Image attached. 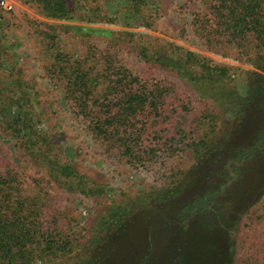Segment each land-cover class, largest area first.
I'll return each instance as SVG.
<instances>
[{"label": "rangeland", "instance_id": "1", "mask_svg": "<svg viewBox=\"0 0 264 264\" xmlns=\"http://www.w3.org/2000/svg\"><path fill=\"white\" fill-rule=\"evenodd\" d=\"M8 1L13 4L11 10L0 5V113L13 116L18 106L35 113L34 127L49 137L50 154L60 161L68 160L91 188L84 194L73 188V177L55 178L0 127V176L7 182L6 203L10 209L22 205L34 219L39 239L52 234L50 237L66 244L57 257H51L55 259L45 257L32 264H139L150 252V241H145L149 219L156 224L157 214L173 221L184 212L182 205L191 204L196 194L211 188L206 185L211 180L207 178L209 172L221 171L227 158L234 157L230 154L217 164L218 160L196 166L186 144L232 119L231 112H227L232 103H238L243 112L240 122H233L231 148L246 146L264 125V47L253 36L242 38L241 46L227 41L230 38L214 25V10L210 7L213 0H135L131 5L127 0H80L100 9L99 14H111L112 22L51 18L34 0ZM145 22H152L151 26H145ZM97 30L103 32L92 33ZM107 30L112 33L105 34ZM140 47L160 57L173 54L177 58L179 52L184 55L186 51L197 53L208 62L227 68L230 83L223 85V81L214 78L216 83L206 86L198 74L200 78L193 77L196 81L182 79L177 72L144 61L138 54ZM55 52L69 58L94 52L109 54L112 64L124 66L149 84L166 87L167 117H156L152 129L166 128L160 134L168 136L167 146L181 150L160 149L135 164L119 156L117 149L106 151L88 130L85 119L70 108L57 71H50ZM197 69L201 74L202 69ZM225 85L226 92L222 87ZM164 140L163 137L161 142ZM254 154L260 164L254 181L252 171H246L241 188L225 191V199L222 198L227 202L220 223L231 232V264H264V154ZM240 158L242 161L234 160V167L226 172L229 181H235L242 173L245 159L243 155ZM248 160L250 163L252 159ZM254 188L259 190L256 201L246 202ZM152 190L161 191L160 197L169 199L159 213L132 206L139 193ZM230 193L233 195L229 197ZM240 206L244 208L237 223L232 213ZM169 211L176 213L170 215ZM212 218L213 213L200 214V221ZM126 221L131 224L117 239L115 234ZM107 237L117 239L116 246L106 242ZM153 240L155 245L151 247L157 249L154 264H173L172 257L177 253L167 247L166 236L156 235ZM177 240L184 242V234Z\"/></svg>", "mask_w": 264, "mask_h": 264}, {"label": "trees", "instance_id": "2", "mask_svg": "<svg viewBox=\"0 0 264 264\" xmlns=\"http://www.w3.org/2000/svg\"><path fill=\"white\" fill-rule=\"evenodd\" d=\"M34 2L40 4L45 15L51 18L87 22H112L114 20L111 14H99L100 9L93 8L80 0H71L70 3L68 0H34ZM127 2L129 4L136 3L135 0H127ZM210 7L214 10L213 14L216 20L214 25L221 34H226V37L230 38L227 41L241 46L244 43L242 38L247 40L253 36L259 45L264 47V0H213ZM132 9L138 13L135 8ZM130 13L132 12L130 11ZM151 23L145 22L144 25L151 26ZM90 30L96 29L90 28ZM101 32L103 31L97 30L92 33ZM104 32L107 35L112 33L108 30ZM138 54L146 62L156 63L164 69L177 72V75L182 79L196 81L193 77L201 76L206 86H213L216 83L214 78L223 81V85L230 83L227 68L214 65L208 62L205 57L191 51H186L184 55L179 52L177 58L173 54L160 57L151 55L146 52L144 47H140ZM54 56L55 59L50 64V71L52 73L57 71L65 92L64 97L71 103L70 108L85 119L88 130L100 141V145L103 144L106 151L117 149L119 156L126 157L129 164H135V161L141 162L147 155L156 153L160 149L181 150L179 147L167 146L168 136L160 134L166 131V128L152 129V122L157 121L156 117H159V120H164L167 117L164 112L166 87L157 83L149 84L148 81L141 80L131 74L124 66L112 64L109 54L99 53L96 55L94 52L87 56L69 58L66 54L55 52ZM197 67L202 69L201 74L197 72ZM226 85L222 86L224 92L228 87ZM230 102L232 103V101ZM11 103L8 105L10 106ZM237 105L232 103L230 107H227V112L230 111L233 116L232 119L224 120L217 130L207 132L202 138L186 144L189 148L188 155L193 158V165L196 163V166L206 161L215 164L218 160L217 164L230 154L234 156L227 158L221 171L209 172L207 178L211 177V180L206 185L211 186L210 189L202 190L200 194H196L191 204L182 205L181 210L184 212L178 213L173 221L165 220V218L168 219L166 215L163 217L155 214V212L159 213L163 204L169 200L160 197L161 191L141 192L133 202V207L151 208V212L155 214H153L154 218L158 217L156 224L152 223L154 219L152 221L149 219L146 224L147 230L146 228L145 230L148 235L145 236V241H150V252L139 264H154L157 257L154 255V250L157 249L155 246L153 248L151 246L155 245L153 239L156 235L158 238L166 236L167 247L175 249L177 255L172 257L173 264L232 263L234 247L232 241H229L231 232L228 233L229 228L220 223V220L223 219L222 209L224 203L227 202L222 198L225 199V191L232 190L233 192L236 188H241L245 183L244 173L246 171H252V181H254L255 171L260 166L259 160H254L256 157L254 153L264 154V125L255 132L254 137L246 146L238 144L234 146L236 148H231L233 135L231 128L234 125L233 122H240V115L243 112L242 108ZM262 107L264 108L263 105ZM0 115V127L3 128L5 135L17 139L20 146L34 158L35 162L38 161L46 166L49 173L55 178L61 176L67 180L73 177L76 179L73 182L76 186L73 188L80 192L86 194L91 191L88 181L75 171L68 160L60 161L58 156L50 154L51 141L49 137L34 127L35 113L18 106L13 116L1 113ZM237 126L239 125H235V127ZM235 127L234 129H236ZM257 135L259 138H255ZM163 137L165 140L161 142ZM149 138L150 140L147 142L146 140ZM155 139L158 141L152 142ZM153 145L156 146L152 148ZM246 150H248L247 154ZM241 155L245 159L241 165L242 173L235 181H229L226 172L229 168L234 167V160L242 161L241 158L239 159ZM249 158L252 159L250 163L247 162ZM196 169L198 168L196 167ZM235 182L238 184L237 187H235ZM5 184H7L6 178L0 176V264H32L37 259L57 257L59 252L66 249V244L57 242L50 237L52 234L47 235L45 239H39L35 235V221L25 213L22 205L9 208L6 203L8 192L5 191ZM231 193L229 197L233 195ZM258 193V188H254L252 192L250 189V195L246 198V202H248L247 199L249 201L252 199L251 203L256 201ZM243 208L240 206L232 213V219L237 223ZM169 213L175 215L176 212L169 211ZM206 213H213V218L210 221H206V219L200 221V214ZM133 216H135V212ZM130 224V221H126L120 225L119 232L115 234L117 239L123 237L125 229ZM151 232L153 233L152 237ZM181 233L185 236L184 242L177 240ZM117 239L107 237L106 242L110 241L113 246H116ZM139 244L141 245V242ZM135 250L137 255V248ZM180 253V256L184 257L182 260L179 259ZM53 259L55 258L50 260Z\"/></svg>", "mask_w": 264, "mask_h": 264}, {"label": "built area", "instance_id": "3", "mask_svg": "<svg viewBox=\"0 0 264 264\" xmlns=\"http://www.w3.org/2000/svg\"><path fill=\"white\" fill-rule=\"evenodd\" d=\"M0 5L5 10H11L13 8V4L8 0H0Z\"/></svg>", "mask_w": 264, "mask_h": 264}]
</instances>
